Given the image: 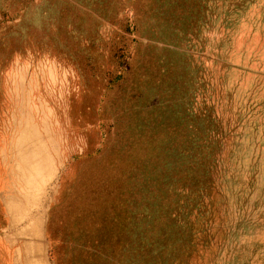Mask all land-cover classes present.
I'll list each match as a JSON object with an SVG mask.
<instances>
[{
    "label": "rangeland",
    "instance_id": "374dc122",
    "mask_svg": "<svg viewBox=\"0 0 264 264\" xmlns=\"http://www.w3.org/2000/svg\"><path fill=\"white\" fill-rule=\"evenodd\" d=\"M7 159L40 264H264V0H0L13 264Z\"/></svg>",
    "mask_w": 264,
    "mask_h": 264
},
{
    "label": "crops",
    "instance_id": "0c3cea01",
    "mask_svg": "<svg viewBox=\"0 0 264 264\" xmlns=\"http://www.w3.org/2000/svg\"><path fill=\"white\" fill-rule=\"evenodd\" d=\"M12 160L5 161L9 165L7 179H9L8 184L11 185L9 190L12 191L8 195H1L8 217V228L11 231L10 237L6 240L11 244L14 242L20 244L16 247L13 264H40L44 257V247L40 239L44 216L41 199L46 184L53 175L50 177L42 172L43 167L39 168V186L32 189L26 186L27 180L22 176L21 164L14 163L20 162L21 159L14 162ZM6 256L7 248L0 240V264H10Z\"/></svg>",
    "mask_w": 264,
    "mask_h": 264
}]
</instances>
